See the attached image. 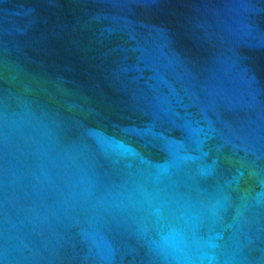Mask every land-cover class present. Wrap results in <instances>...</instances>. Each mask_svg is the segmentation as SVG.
<instances>
[{
	"label": "water",
	"instance_id": "obj_1",
	"mask_svg": "<svg viewBox=\"0 0 264 264\" xmlns=\"http://www.w3.org/2000/svg\"><path fill=\"white\" fill-rule=\"evenodd\" d=\"M0 264H264V0H0Z\"/></svg>",
	"mask_w": 264,
	"mask_h": 264
}]
</instances>
